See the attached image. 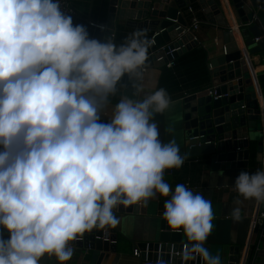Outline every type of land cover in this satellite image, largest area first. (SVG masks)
Returning <instances> with one entry per match:
<instances>
[{
  "label": "clouds",
  "instance_id": "obj_1",
  "mask_svg": "<svg viewBox=\"0 0 264 264\" xmlns=\"http://www.w3.org/2000/svg\"><path fill=\"white\" fill-rule=\"evenodd\" d=\"M150 44L142 32L119 45L91 38L60 0H0V230L8 233L0 231V264H39L45 254L64 264L73 256L70 242L115 227L114 209L146 206L157 193L167 197L168 228L191 242L184 264L197 257L222 264L203 246L213 227L211 201L163 179L185 159L174 140L161 142L152 120L169 108L167 91L123 97L107 112L125 75L142 89L138 69ZM233 186L264 202V169L240 171Z\"/></svg>",
  "mask_w": 264,
  "mask_h": 264
},
{
  "label": "water",
  "instance_id": "obj_2",
  "mask_svg": "<svg viewBox=\"0 0 264 264\" xmlns=\"http://www.w3.org/2000/svg\"><path fill=\"white\" fill-rule=\"evenodd\" d=\"M199 3L208 22L226 29L224 32L226 53L210 60L208 67L212 77V87L185 95L170 103L172 107L177 108L175 125L178 124L183 133L185 157H204L212 172H237L241 169H249L253 162L250 141L257 142L255 162H264V93H262L264 76L261 75L255 82L251 77L247 68V62H250L249 50L248 53H243L236 37L229 31L230 25L221 1L199 0ZM228 3L230 8L232 5L235 6L243 22H252L254 12L251 9L259 8L260 0H228ZM188 5V0H110L108 22L101 25L105 27L107 36L112 38L116 22L124 24L126 20L129 22L135 20L139 24L130 22L128 25L139 28L149 26L155 31L152 41L157 39V45L160 47L170 45V48H175L186 44L194 37L193 33H183L188 23L182 10ZM173 32H175L174 36L170 37ZM239 32L246 50L252 47L257 50L264 49V39L257 43L259 46H256L254 41L255 37L260 36L259 33H255L254 38L248 41L240 27ZM152 41L151 48L154 49ZM156 49L155 47V51ZM187 50L184 45L174 55L178 58ZM214 92L219 98H215ZM216 188L217 186L209 184L207 189L194 190V192H198L212 203ZM143 207L121 205L114 209V213L118 211L145 213ZM216 221L221 224H239L229 218H220ZM239 221H245L248 235L252 220L249 218ZM246 238L245 234L244 241L231 243L229 264H239L247 245ZM117 242L118 235L115 228L106 227L94 228L70 243L99 253L95 264H112ZM184 243L189 245L191 242L183 240V231H172L162 219L158 241L139 245L142 251L139 257L140 264H184L182 255L175 254V252L182 253ZM172 245L174 254H171ZM203 246L206 247L205 242ZM209 251H212V246ZM195 260L197 264L201 263L200 258L197 257L188 264H194Z\"/></svg>",
  "mask_w": 264,
  "mask_h": 264
},
{
  "label": "crops",
  "instance_id": "obj_3",
  "mask_svg": "<svg viewBox=\"0 0 264 264\" xmlns=\"http://www.w3.org/2000/svg\"><path fill=\"white\" fill-rule=\"evenodd\" d=\"M68 1L70 6L75 10V15L72 17L73 24L85 26L91 38H96L101 41H106L110 38L107 36L106 29L101 28V24H106L108 22L110 0H106V6L103 9L104 14L100 7H95V0ZM220 1L224 7L229 25L234 26L236 22H238L240 30L244 33L246 40H252L255 33H261L262 28H264V0H260L259 8L251 9V11L254 12L252 22H243L235 6L232 5L230 8L228 0ZM188 3V7L182 10L184 18L188 23L187 26L192 25V17L195 16L198 18L199 28L193 32L194 37L184 44L188 50L178 57L182 60H180V64H176L174 68H167L161 63L150 65L145 72H140L141 79L136 81V83L142 85V89L139 92L133 87V80L125 75V77L122 78V82L117 85L118 91L116 94L109 98V104L107 106L109 115L114 105L123 97L139 100L158 88H164L170 97V101L173 102L183 98L185 95L197 93L212 87V77L209 73L210 69L208 65L211 59H215L224 53V32L226 29L206 20L204 10L201 8L199 0H188ZM189 8L193 9V14L189 11ZM125 22L124 24L116 22L115 33L111 38L115 43L117 41V35H131L140 30L151 32L153 35L151 40H153L155 31L150 29L149 26H147L148 28H139L128 25L130 22L139 24V22L135 20H131L130 22L126 20ZM92 23L97 25L93 26ZM174 34L175 32L171 33L170 37H173ZM194 38L197 41H195ZM236 40L239 44V48H242L243 42L240 40L239 36L236 37ZM152 42L156 48L160 47V45H157V39ZM256 46L259 45L256 43ZM155 47L152 49L150 44V54L155 52ZM247 50H249L250 55V62L248 61L247 63L248 71L252 72L258 80L261 75L264 76V49L261 48L257 50V48L252 47ZM197 51H199L198 53L202 52L201 55L203 56L205 54V57L196 60L198 54H195V52ZM256 88L258 89V86H256ZM262 93H264V90ZM260 101L262 103V100ZM176 119L177 108L175 106L172 107L171 104L163 113H155L152 117V120L159 127V139L161 142L167 143L174 140L179 146L180 154L185 157L183 133L178 124L175 125ZM101 121L107 123L108 117L102 115ZM252 142L257 143L256 141H250V144H252ZM256 156L257 151L254 158L252 156L254 162L253 166L250 164L249 169H241L237 172H212L204 157H185L184 163L180 168L165 170L163 179L173 189L177 184H184L192 191L205 190L208 188L209 184L217 186L212 197V209L214 214L212 220L213 227L211 234L205 241V245L208 250L212 246V251H210V253L213 255L219 254L221 256L222 264H229L228 256L231 243L244 241L246 234V246L249 245L251 240V227L247 235L244 224L245 221L239 220L251 219L258 211L260 205L263 204V202L258 203L255 199H244L233 186L235 178L240 171L246 170L255 172L257 169H264V162H255ZM165 199H167V197H162L157 193L153 198L148 200L146 206L143 203L137 204L138 208L144 206L143 208L146 210L145 213L138 211H118L114 213L119 219V223L114 227L118 235V242L116 244V249H114L115 254L113 255L115 256L112 258V264H140L139 258L134 255V249L139 247L140 244L158 241L161 232ZM236 201L240 202L239 206L241 208V218L239 220H234L230 215ZM220 218L233 219L239 222V224H221L216 221V219L220 220ZM0 231L3 232L4 238L8 237L6 230ZM183 240L188 241L184 234ZM71 245L74 249L73 256L69 261L64 262V264H95L97 262L99 253L87 249L84 246L76 244ZM260 247L262 250L256 255H254V253L251 259L249 258L251 263L253 260L252 264H264V242L261 243ZM246 255H248L247 249H244L239 264L245 263ZM39 264H60V262L54 255L49 256L45 254L40 259Z\"/></svg>",
  "mask_w": 264,
  "mask_h": 264
},
{
  "label": "built area",
  "instance_id": "obj_4",
  "mask_svg": "<svg viewBox=\"0 0 264 264\" xmlns=\"http://www.w3.org/2000/svg\"><path fill=\"white\" fill-rule=\"evenodd\" d=\"M60 5H61L62 10L66 14L71 15V17H73L75 15V10L70 6L68 0H60ZM189 11L192 14L194 13L192 8H189ZM92 25L95 26L97 24L92 23ZM239 26L240 25L238 24V22H236V24L234 26L233 25L230 26L229 31L232 32L235 37L239 36L240 40H242V38L240 36V32H239ZM101 28L105 29V27L102 25H101ZM198 28H199L198 18L193 16L192 17V25L185 27L183 33L184 34L193 33ZM263 39H264V28H262L260 36L254 38V41L256 43H258ZM194 40L197 41L195 38H194ZM183 46L184 45H182V46L180 45L179 47L170 48V45H164V46L157 48L154 53L146 56V60H145L144 65L140 69H138V71L143 73L147 70L148 67H150V65L155 64V63H161L167 68H174L176 65V59H177L174 54H175V52L179 51ZM241 49H242L243 53H246L248 51L244 47V42H243V48H241ZM224 53H226L225 47H224ZM251 73L252 72H250V74ZM251 77L253 78L254 81H257V77L253 73L251 74ZM214 96H215V98H219L216 96V92H214ZM251 220H252V222H251V240H250L249 245L245 247V249H247L248 255H246L247 257H246L244 264H252L253 260H252V263L250 261L252 255L254 253H255L254 255H256L257 253H259L262 250L260 245L262 242H264V202L262 205H260L258 211L251 218ZM112 243H115V242H112ZM187 246L188 245L186 243L183 244V251ZM173 249H174V246L172 245L171 254H174ZM183 251H182V253H183ZM146 252H148V249L146 250ZM182 253L175 252L176 255H182ZM141 254H142V251L140 250L139 247L134 249V255L136 257L139 258L141 256ZM194 264H197V260L194 261Z\"/></svg>",
  "mask_w": 264,
  "mask_h": 264
},
{
  "label": "trees",
  "instance_id": "obj_5",
  "mask_svg": "<svg viewBox=\"0 0 264 264\" xmlns=\"http://www.w3.org/2000/svg\"><path fill=\"white\" fill-rule=\"evenodd\" d=\"M94 5H95V7H100V9H101V11L103 12V9H104V7L106 6V0H95V2H94ZM103 14H104V12H103ZM136 32H142L144 35H146L150 40L152 39V33L151 32H146V31H136ZM130 36V34H124V35H117V41H116V44L117 45H119L120 43H123V42H125V38L126 37H129ZM199 51H197V52H195V54H198V56H199V58H198V56L196 57V60H199L200 58L201 59H203V57H205V54H204V56L203 55H201V53H198ZM150 54V49H149V47H148V50H147V56ZM194 54V55H195ZM181 60V58H178V59H176V64L177 65H179L180 64V62L182 61H180ZM177 67V66H176ZM177 69V68H176ZM206 75V74H205ZM250 149H251V153H252V156H253V158H254V156H255V154H256V151H257V143H255V142H252V144H250ZM202 163V162H201ZM254 165V162H252L251 163V166H253Z\"/></svg>",
  "mask_w": 264,
  "mask_h": 264
},
{
  "label": "bare ground",
  "instance_id": "obj_6",
  "mask_svg": "<svg viewBox=\"0 0 264 264\" xmlns=\"http://www.w3.org/2000/svg\"><path fill=\"white\" fill-rule=\"evenodd\" d=\"M227 11V10H226ZM229 14H230V12H229Z\"/></svg>",
  "mask_w": 264,
  "mask_h": 264
}]
</instances>
